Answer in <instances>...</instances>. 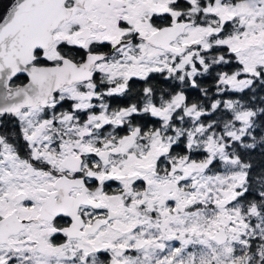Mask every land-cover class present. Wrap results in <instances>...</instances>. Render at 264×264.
<instances>
[{
    "label": "snow or ice",
    "instance_id": "obj_1",
    "mask_svg": "<svg viewBox=\"0 0 264 264\" xmlns=\"http://www.w3.org/2000/svg\"><path fill=\"white\" fill-rule=\"evenodd\" d=\"M0 264H264V0H0Z\"/></svg>",
    "mask_w": 264,
    "mask_h": 264
},
{
    "label": "flooded vegetation",
    "instance_id": "obj_2",
    "mask_svg": "<svg viewBox=\"0 0 264 264\" xmlns=\"http://www.w3.org/2000/svg\"><path fill=\"white\" fill-rule=\"evenodd\" d=\"M114 103H116V102H114Z\"/></svg>",
    "mask_w": 264,
    "mask_h": 264
}]
</instances>
